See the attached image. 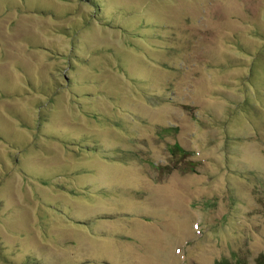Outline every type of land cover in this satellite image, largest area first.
<instances>
[{"label": "rangeland", "instance_id": "1", "mask_svg": "<svg viewBox=\"0 0 264 264\" xmlns=\"http://www.w3.org/2000/svg\"><path fill=\"white\" fill-rule=\"evenodd\" d=\"M0 264H264V0H0Z\"/></svg>", "mask_w": 264, "mask_h": 264}]
</instances>
